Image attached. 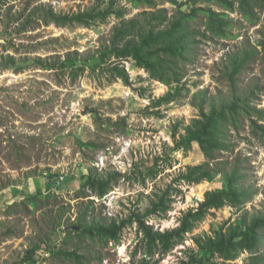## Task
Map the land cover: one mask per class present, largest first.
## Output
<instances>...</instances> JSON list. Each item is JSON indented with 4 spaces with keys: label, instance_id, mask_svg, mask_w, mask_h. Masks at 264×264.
Listing matches in <instances>:
<instances>
[{
    "label": "rangeland",
    "instance_id": "374dc122",
    "mask_svg": "<svg viewBox=\"0 0 264 264\" xmlns=\"http://www.w3.org/2000/svg\"><path fill=\"white\" fill-rule=\"evenodd\" d=\"M96 5V0L0 2V264H75L62 255L65 251L85 255L87 264H141L145 257L136 223L124 230L119 244L79 242L75 236L81 230L78 217L89 206L90 225L126 220L133 212L143 215L172 186L169 210L149 217L147 225L158 232L174 229L187 211L200 206L208 192L226 189L234 171L242 176L241 187L248 195L242 205L213 209L186 235L183 244L165 257L158 253L148 264H182L190 257H201L197 240L264 216V144L247 126L240 135L230 134L233 151L221 152L212 162L217 171L210 179L176 184L180 172L206 162L199 146L176 150L178 142L201 111L230 105L229 83L221 79L225 58L228 52L258 45L264 14L259 13L262 19L257 24L245 21L237 12L230 14L235 38L202 40L196 48V61L181 66L185 79L177 86L182 96L156 108V100L176 85L152 79L133 60L120 65L128 83L112 73L115 57L99 63L100 54L110 49L122 23L138 20L146 25V13L155 10L136 9L117 0L116 10L124 17L111 16L90 27H59L37 18L29 21L36 9L39 14L50 9L76 14ZM191 7L183 10L188 12ZM158 9L166 10L169 18L179 13L170 3H161ZM191 27L197 33L205 32V18L200 16ZM68 60L84 71L74 73L66 65ZM6 64L12 65L5 68ZM262 87L264 58L260 55L240 75L238 95L253 92L252 106L264 110V94L258 90ZM91 169L103 177L120 176L103 198L83 186ZM38 191L45 197H39L32 208L26 197ZM34 249L33 260L25 263ZM256 252L264 257V231ZM251 258L246 251L231 263L249 264Z\"/></svg>",
    "mask_w": 264,
    "mask_h": 264
},
{
    "label": "trees",
    "instance_id": "16d2710c",
    "mask_svg": "<svg viewBox=\"0 0 264 264\" xmlns=\"http://www.w3.org/2000/svg\"><path fill=\"white\" fill-rule=\"evenodd\" d=\"M125 1L136 9L155 10L146 13L148 15L146 25H141L138 20H132L127 24L122 23L121 28L116 30L110 49L102 52L99 56L100 64L105 63L107 58L115 57L117 61L113 62L112 73L126 83H128V75L124 68H120V65L121 62L133 60L139 68L148 72L151 78L156 81L167 86L182 84L185 79V72L181 66L196 61L198 55L196 48L202 40L235 38L232 33L235 21L230 14L237 12L245 21L256 24L262 19L259 13L264 14V0ZM96 2L97 5L89 11L76 14H58L53 9L46 13L42 11L39 14L40 11L36 9L31 14L29 21L37 18L43 20L45 24L53 23L59 27L71 25L90 27L98 22L107 21L111 16L124 17L121 10H116L117 0H96ZM161 3H170L176 6L179 13L169 18L166 10L158 9ZM190 4H192L191 9L188 12L184 11L183 8ZM198 4L202 5L196 7ZM200 16L205 18L206 31L203 33H197L191 27V24ZM162 26L164 27L161 29ZM199 37L201 40H198ZM260 37L258 45L254 47L244 46L234 53L228 52L223 64L221 79L228 81L232 101L230 105L222 106L219 109L214 108L211 112L201 111L200 117L194 119L186 129V135L178 142L176 150L190 149L196 144L205 156L206 162L198 166L187 167L184 172H180L176 184H200L210 179L214 171H217V167L212 168V162L217 161L221 152L228 149L233 151L230 134L240 135L246 126L250 129V133L264 144V110L252 106V100L255 97L253 92L247 94L246 97H240L237 88L240 75L250 66L251 61L260 55H263L264 58V30ZM11 65L6 64L5 68H9ZM66 65L70 66L76 74L82 73L81 71L85 69L70 60L66 62ZM45 69L49 70L51 66H46ZM258 90L264 94V87L258 88ZM181 96V88L178 86L175 89L172 88L166 96L156 100L154 107L168 105ZM85 146L94 147L93 144H86ZM156 168H151L149 176L153 175ZM117 179H120V176L103 177L100 174L96 175L91 169L83 186L99 198H103L110 192L111 185L117 184ZM54 181L55 178L52 176L51 182ZM241 181L242 176L238 171L231 173L226 189L208 192L200 206L187 211L181 218L179 226L174 229L158 232L147 225L149 217L166 213L169 210L171 205L170 192L172 191V186H170L143 215L133 212L126 220L122 221L90 225L87 223L89 206L77 219L81 224V230L75 236L79 242L88 239L92 243L101 241L119 244L122 241L124 230L136 223L138 233L142 234L140 246L143 248V256L145 257L141 264H148V259H154L158 253L165 257L176 246L183 244L186 235L203 222L213 209H221L227 204L239 208L248 197L241 187ZM39 197H45V194L38 191L32 196L26 197V201L33 208L37 206ZM262 231H264V216L253 218L250 222L245 220L234 228L227 230L222 228L212 237L197 240L203 256L190 257L188 262L184 261L182 264H209V262L211 264H232L231 262L236 261L246 251L252 254L249 264H264V257L255 254L261 242ZM36 249L29 251V256L24 260L25 263L33 260ZM137 253L138 251L134 253V256ZM62 255L74 261L75 264L88 263L87 257L78 251H65ZM215 258L221 259V262H214Z\"/></svg>",
    "mask_w": 264,
    "mask_h": 264
},
{
    "label": "crops",
    "instance_id": "0c3cea01",
    "mask_svg": "<svg viewBox=\"0 0 264 264\" xmlns=\"http://www.w3.org/2000/svg\"><path fill=\"white\" fill-rule=\"evenodd\" d=\"M35 187H33L32 189H34ZM31 191H33V190H31ZM21 193H23V192H21ZM22 195V197H24V195L23 194H21Z\"/></svg>",
    "mask_w": 264,
    "mask_h": 264
}]
</instances>
